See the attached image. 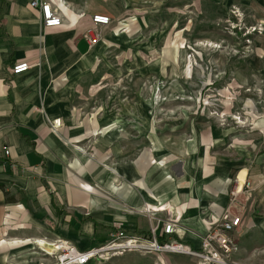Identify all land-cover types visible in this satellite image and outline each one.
Masks as SVG:
<instances>
[{"label":"crops","instance_id":"crops-1","mask_svg":"<svg viewBox=\"0 0 264 264\" xmlns=\"http://www.w3.org/2000/svg\"><path fill=\"white\" fill-rule=\"evenodd\" d=\"M32 1L0 0V264H38L35 240L95 248L116 226L147 239L156 223L146 209L176 220L172 238L198 249L199 236L246 180L250 198L234 197L241 228L232 257L255 264L262 247L264 262V149L250 151L252 141L264 142L262 115L263 138L239 141L215 127L180 138L177 146L156 143L150 132L140 146L139 132L123 129L124 123L135 129V119H123L117 107L108 118L105 101L89 100L98 67L137 29L140 0H50L60 1L62 18L52 29L42 28ZM97 14L111 23L90 47L85 33ZM258 47L261 59L264 38ZM18 62L30 69L13 75Z\"/></svg>","mask_w":264,"mask_h":264},{"label":"rangeland","instance_id":"rangeland-1","mask_svg":"<svg viewBox=\"0 0 264 264\" xmlns=\"http://www.w3.org/2000/svg\"><path fill=\"white\" fill-rule=\"evenodd\" d=\"M132 24L137 29L124 37L122 51L108 54L98 67L89 100L105 101L108 118L117 107L123 119H135V129L126 123L123 129L139 132L140 146L150 132L156 143L171 141V146L215 127L239 141L262 134L264 52L257 56L264 38V0H140ZM230 137L226 143H232ZM262 149L264 142L252 141V154ZM234 244L237 249L239 240ZM258 252L261 261L255 264H264L262 247ZM100 264L197 262L160 245H140Z\"/></svg>","mask_w":264,"mask_h":264},{"label":"built area","instance_id":"built-area-1","mask_svg":"<svg viewBox=\"0 0 264 264\" xmlns=\"http://www.w3.org/2000/svg\"><path fill=\"white\" fill-rule=\"evenodd\" d=\"M59 3L54 5L50 0H33L30 3L32 8L39 12L41 25L43 29H52L60 27L62 18L59 11ZM92 27L86 31V40L90 47L95 46L101 40V28L110 25L108 16L94 15L91 18ZM30 65L27 62H18L13 64L11 73L13 75L27 72ZM53 128L56 130L61 127L59 119L53 120ZM4 157H8L10 152L7 148H2ZM239 193L244 194L246 199L251 196V186L249 181L243 182V187L234 189L231 192V201L228 207L212 224L210 229L199 240V248L191 249L187 246L170 240L175 233L177 223L169 217L158 219L145 210V214L154 219L156 226L151 228L150 239L128 236L121 226H116L110 232L106 242L95 248L88 250H78L70 241L57 238L51 242L35 240L34 243L38 249L40 258L38 264H100L121 253V251L135 248L140 245H147L151 248H159V245L173 252L186 253L196 260L197 264H239L232 259V254L237 250L234 244L235 234L241 228L240 214L236 212L234 197ZM162 224L160 236L164 235L162 243L157 241L156 230Z\"/></svg>","mask_w":264,"mask_h":264},{"label":"trees","instance_id":"trees-1","mask_svg":"<svg viewBox=\"0 0 264 264\" xmlns=\"http://www.w3.org/2000/svg\"><path fill=\"white\" fill-rule=\"evenodd\" d=\"M157 237V241L159 242V243H162L163 241H164V239H165V236L164 235H162V236H156ZM147 239H150V236H149V238H147Z\"/></svg>","mask_w":264,"mask_h":264}]
</instances>
